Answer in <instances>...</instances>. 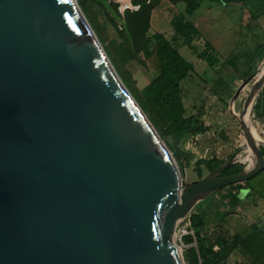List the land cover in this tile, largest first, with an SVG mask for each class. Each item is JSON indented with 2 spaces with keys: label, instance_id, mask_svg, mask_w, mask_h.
Instances as JSON below:
<instances>
[{
  "label": "water",
  "instance_id": "water-1",
  "mask_svg": "<svg viewBox=\"0 0 264 264\" xmlns=\"http://www.w3.org/2000/svg\"><path fill=\"white\" fill-rule=\"evenodd\" d=\"M96 1L132 46L122 11ZM244 124L257 152L264 138ZM236 160L182 188L77 0H0V264H186L175 226L264 170L218 177Z\"/></svg>",
  "mask_w": 264,
  "mask_h": 264
},
{
  "label": "rangeland",
  "instance_id": "rangeland-1",
  "mask_svg": "<svg viewBox=\"0 0 264 264\" xmlns=\"http://www.w3.org/2000/svg\"><path fill=\"white\" fill-rule=\"evenodd\" d=\"M113 1L111 3L116 4L125 15L126 9H122L121 3ZM77 2L122 82L175 158L182 188L196 183L209 173L205 167L202 177L196 172L195 163L200 158L228 160L236 156L235 167H248L247 159L252 157L254 150L246 144L247 131L243 118L250 120L256 132L264 138V115L260 112L256 114L249 108L253 85L260 81L264 73V40L256 27L248 23L249 18H244L243 5L224 6L215 0H201L200 8L190 17L201 30V36L194 40L193 45L202 51L207 42L212 44L213 56L217 59L213 66L198 58L173 30V19L185 12L184 2L173 4L170 0H162L152 12L148 36L151 37L155 32L163 33L182 56L194 65V71L181 82L186 115L202 112L204 122L210 127L205 134H186L177 139L171 132L170 121L153 104L148 91L150 82L159 74L156 56L148 58L144 54L134 55L130 52V45L121 32L124 27L113 21L102 3L96 0ZM135 7L132 4L128 9L135 10ZM246 81L249 84L233 103L234 96ZM261 89L255 92V98ZM232 106L239 114L234 113ZM254 143H257L256 140ZM178 151L191 152L193 157L190 162L187 163L183 157L178 159ZM251 190L254 188L247 181L230 184L196 203L174 229L175 242L183 255L194 245H185L182 237L185 235L184 230L190 229L187 226L189 216L197 211L204 216L207 233L215 242V248L221 251L224 264H253L248 251L234 246L235 242L242 241L251 232V225L257 216L250 207L253 201L261 198L251 193Z\"/></svg>",
  "mask_w": 264,
  "mask_h": 264
},
{
  "label": "trees",
  "instance_id": "trees-1",
  "mask_svg": "<svg viewBox=\"0 0 264 264\" xmlns=\"http://www.w3.org/2000/svg\"><path fill=\"white\" fill-rule=\"evenodd\" d=\"M170 1L173 4L180 1L185 4V12L181 16L175 17L172 21V27L176 36L183 38L198 58L205 60L210 66L215 65L217 59L213 56L214 49L210 42L206 43L202 51H198L193 45L194 40L201 36V32L190 17L194 16L195 12L200 8L201 0ZM215 1L223 2L225 5L230 2V0ZM161 2L162 0H132V4L138 8L135 10L126 9L124 15L132 39V46L125 33V28L121 32L130 45V52L134 55L144 54L148 58L153 55L156 56L159 65V74L150 82L148 91L152 97L153 104L170 121L173 135L177 139H180L186 134L192 136L205 134L210 130V127L204 122L203 113L198 112L187 116L183 101L181 82L190 72L194 71L193 63L187 61L163 33L155 32L151 37L148 36L151 28L152 12ZM111 5L121 15L118 6L114 3H111ZM112 19L114 21V18ZM248 84V81L242 84V90L239 92L238 98ZM254 100L250 104V110L253 107V111L256 114L260 112L261 115H264V87ZM237 113L239 114V112ZM251 138L252 136L248 133L246 139L247 145ZM182 157L188 163L193 157V154L191 152L178 151L177 158L180 159ZM262 159H264V147L258 145V151L254 152L252 157L247 159L248 167ZM226 161L217 157L200 158L195 163V169L198 175L202 177L204 167L210 172ZM235 163L221 172L218 177L233 175L245 170L235 167L237 165H234ZM262 172L247 181V184L251 188H255L253 181ZM189 220L193 234L184 235L182 242L185 245H194L184 254L185 261L188 264H224V257L221 251L215 248V242L207 233V224L204 216L200 212H192ZM234 246H240L245 251H248L252 255L253 264H264V231L256 224H252L251 232L242 241L235 242Z\"/></svg>",
  "mask_w": 264,
  "mask_h": 264
},
{
  "label": "crops",
  "instance_id": "crops-1",
  "mask_svg": "<svg viewBox=\"0 0 264 264\" xmlns=\"http://www.w3.org/2000/svg\"><path fill=\"white\" fill-rule=\"evenodd\" d=\"M217 3L223 4L225 6V3L223 2ZM237 4L243 5L244 18H249L248 23L256 27V29L261 34V38L264 40V0H230L226 6ZM261 88H263V85ZM253 185L255 188L254 190H251V193H256L257 197L261 198L259 201L257 200L259 198H257V201L255 200L251 203V211L255 216L257 215L253 220V224H256L264 231V172H262V175L258 176L255 181H253ZM255 204H259V207H256Z\"/></svg>",
  "mask_w": 264,
  "mask_h": 264
},
{
  "label": "bare ground",
  "instance_id": "bare-ground-1",
  "mask_svg": "<svg viewBox=\"0 0 264 264\" xmlns=\"http://www.w3.org/2000/svg\"><path fill=\"white\" fill-rule=\"evenodd\" d=\"M118 1L121 3L122 9H125L127 6H129V0H118ZM232 110L234 111V113L235 112L237 113V111L235 110V106H232ZM243 120L247 122L252 127V129H254V126L252 125L250 120H246L245 118H243Z\"/></svg>",
  "mask_w": 264,
  "mask_h": 264
},
{
  "label": "built area",
  "instance_id": "built-area-1",
  "mask_svg": "<svg viewBox=\"0 0 264 264\" xmlns=\"http://www.w3.org/2000/svg\"><path fill=\"white\" fill-rule=\"evenodd\" d=\"M137 8L138 7L136 6L135 9H137ZM187 226H189L190 229L189 230H187V229L184 230L185 235L186 234H193V230L190 227V220H189V224Z\"/></svg>",
  "mask_w": 264,
  "mask_h": 264
},
{
  "label": "flooded vegetation",
  "instance_id": "flooded-vegetation-1",
  "mask_svg": "<svg viewBox=\"0 0 264 264\" xmlns=\"http://www.w3.org/2000/svg\"><path fill=\"white\" fill-rule=\"evenodd\" d=\"M118 1V0H117ZM114 2V1H113ZM115 3V2H114ZM118 3H120L119 1H118Z\"/></svg>",
  "mask_w": 264,
  "mask_h": 264
}]
</instances>
